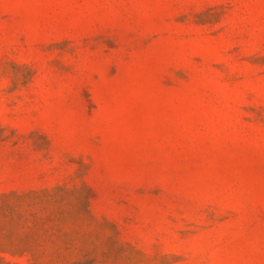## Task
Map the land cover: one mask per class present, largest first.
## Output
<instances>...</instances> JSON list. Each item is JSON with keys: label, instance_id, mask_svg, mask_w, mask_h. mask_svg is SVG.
<instances>
[{"label": "rangeland", "instance_id": "obj_1", "mask_svg": "<svg viewBox=\"0 0 264 264\" xmlns=\"http://www.w3.org/2000/svg\"><path fill=\"white\" fill-rule=\"evenodd\" d=\"M0 264H264V0H0Z\"/></svg>", "mask_w": 264, "mask_h": 264}]
</instances>
